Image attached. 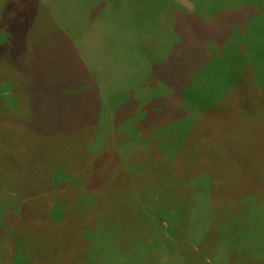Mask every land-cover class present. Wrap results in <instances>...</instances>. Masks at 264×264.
Returning a JSON list of instances; mask_svg holds the SVG:
<instances>
[{"label":"rangeland","instance_id":"374dc122","mask_svg":"<svg viewBox=\"0 0 264 264\" xmlns=\"http://www.w3.org/2000/svg\"><path fill=\"white\" fill-rule=\"evenodd\" d=\"M79 1L0 0V264H264V31L247 39L248 20L219 24L194 0L158 10L157 27L169 21L149 34L163 47L155 60L175 52L167 41H181L179 14L198 10L213 35L206 66L223 60L193 76L187 116L170 122L161 102L172 86L126 89L135 73L126 35L120 61L103 42L88 77V53L60 35L68 24L71 39L93 25L92 5ZM120 13L125 29L129 11ZM60 108L74 118L59 119ZM64 124H93L98 136L64 138Z\"/></svg>","mask_w":264,"mask_h":264},{"label":"trees","instance_id":"16d2710c","mask_svg":"<svg viewBox=\"0 0 264 264\" xmlns=\"http://www.w3.org/2000/svg\"><path fill=\"white\" fill-rule=\"evenodd\" d=\"M112 1L113 2L116 1L115 4H118L119 8L121 9L125 8L126 10L129 11L128 13L129 19L127 22L125 21V24L127 26V27L125 26V29L122 28V24H121L122 22L120 20V15L122 14L120 13L121 9L120 11L119 9H117V12H116L115 11L116 6L114 5L115 7H112L110 5V4H113L112 2H109L108 0L107 2L106 0H84V1L80 0L79 4L84 9H85V6H84L85 3L88 5H92L93 7L92 16L94 18H91V20H92L93 25L91 26L90 30H85L84 32L77 33V35H74L73 33L72 39L71 37H69L72 31H69V29L67 28L69 24L62 28V30L64 29L63 32L61 31V27L59 26L60 32H62V34L60 33V35H62V37L67 42L73 43V46H74V49L77 55L78 53L82 52L81 55L87 57L85 53H88V57H87L88 59L87 60L83 59L85 66L87 64L92 63L90 62L91 59H95L96 61L97 60L101 61L102 59L101 52L105 50L103 48V42L105 46H106V43L109 44L110 47L108 48L107 52L109 53V56L114 57L116 63H118L120 61L116 59V56L120 54V51L117 50V47L120 44L119 43L120 38L118 37L126 35L125 39L127 43L132 44L126 47V49L129 51V54H130V56H128V59L130 58V60L132 61L131 63L133 64V66H131L132 69L130 72H135V73L134 74L130 73L129 86L125 88L129 90V92H133L134 94L135 93L140 94L139 86H138L139 82H140L141 88L151 90V91L155 88H160L163 85H166L169 89H170V86H172L171 88L172 94H170L168 97H165V98L163 97V100L161 102L163 103L162 109H163V112H166L167 116L168 115L171 116V119H169L170 122H174V121L179 122L180 119L181 121H183L184 120L183 118L187 116V115L184 116L183 114V113L185 114L187 113L186 107H185L186 103H184L183 99L184 97L186 98L188 97L189 88L195 89V82L193 83V79H194L193 76L196 75L197 73H200L201 71H205V69L206 70L210 69L211 71H214V69H216V67L218 66H216L215 64L213 65V63L218 62L219 60L223 62V60L219 59L218 61H212L211 65L206 66L208 62L209 64L211 63L206 42L208 38L213 37V35L210 34L208 35L209 36L208 37L204 34L205 33L204 30L207 25L203 23L202 22L203 20L201 19L204 13L198 10L197 13L188 12L185 14L181 13L182 15L179 14L180 16H183V18L179 16L180 23L178 24L179 27L177 28V32L181 34V41H179V44L178 42H176V44H174V46L172 47H171V44H169V42L167 41L166 47L169 46L170 49H174L175 52H173V54L171 53L168 57H162L159 60H155L154 51L158 52L159 50L158 47H161L162 45L152 46L150 44V41L152 38L149 36V34H153V35L157 34V37L160 36L158 32L166 27V23L169 20L164 21V25L161 24L162 27L158 28L157 27L158 23L161 20L159 19V17H157L156 13L158 10L163 11L166 8H170V5L172 2L170 0H129V1L128 0H112ZM194 1L195 3L202 2L203 8L206 10H209V12L210 11L212 12L211 17L220 16L216 18L219 24H224L225 21L228 22V19L231 23L239 19L248 20V22L251 24V30H250V33L246 35L245 37L247 39L250 37L251 33H253L254 35H257L259 31H264V14H261L258 17H254L253 14L251 13L253 11H249V9L246 10V8H248L246 7L248 4L243 3L244 0H194ZM254 1H255L254 5L256 8L260 7L261 10L264 9V7L261 5L264 3H260L262 0H259V1L252 0L251 2H254ZM245 2H249V1L247 0ZM235 6H238V7H235ZM221 10L228 11L227 15H230V16L228 17L225 16L226 13H222ZM174 13H172V15ZM160 16H165V13L161 14ZM136 17H139V18H136ZM58 21L62 22V20H58ZM79 30H81V28ZM92 37L97 38V41L95 42V46L92 45L91 42H89L90 39L86 41V39L92 38ZM76 40L77 41L82 40L83 42L81 41V43L83 44H80V46L77 47ZM116 41L117 43H115ZM86 43H88L87 47L85 46ZM89 44L92 46H90ZM166 53L168 52H164L161 54H166ZM227 55L230 59L233 60L232 54L230 52L227 53ZM145 56L149 57V60H144ZM125 61L126 59H124V61H121V62L125 63ZM86 69L87 70L84 69V71L89 73V69L87 68V66H86ZM91 76L92 75H90L89 73L88 77H91ZM89 80H92V79L89 78ZM127 80H128V75H127ZM145 84L147 85V88H144L146 87ZM250 88L251 87L249 86V89ZM154 100L150 102L149 104L150 106L158 105V104H155ZM136 101H138V98H136L135 101L131 100L130 104L133 103L136 106V103H135ZM93 103L94 104L97 103L96 98H94ZM86 104L87 105L85 106H87L89 109L91 107L90 102L86 101ZM177 104H179L180 106L177 107ZM77 106L78 105H75L73 108L76 109ZM71 110L72 109H69V108H64V109L59 110L60 115H58V118L59 119L65 118L68 120L73 119L74 115L71 113ZM76 112L78 113L79 111H76ZM122 113H124L123 115L127 119L128 115L125 114L126 113L125 110H123ZM174 113H177V114L174 115ZM259 113H260L259 117L261 119V123H263L264 122V110L261 109ZM255 114L256 112L254 113V115ZM77 115H80V114H77ZM238 115L241 116V114H237V117ZM45 119L49 120L47 115ZM93 122L95 121L93 120ZM93 126L94 125L92 124V128L89 127V129L88 127H84V128H79L76 130L75 129L66 130L67 129L66 124H64L61 127L62 131L60 133V136L64 135V138L68 136V139L71 138L72 135L83 137L84 135H88V133L91 136H94L95 132H94ZM95 136H98V134L95 133ZM155 215L158 216L159 213L158 214L155 213ZM194 215L195 213L193 212V210L191 211L190 209V211L186 212L185 220L189 221V223L191 222L194 223L193 221L195 217ZM154 220L155 219H152V218L149 219V224L152 225L154 223L153 222ZM154 226H157V223H154ZM173 228L174 227L172 226V228H168V229L169 231H171V229L173 230ZM231 233H233V230L229 231L228 235H230ZM261 246L262 245H260V247Z\"/></svg>","mask_w":264,"mask_h":264}]
</instances>
